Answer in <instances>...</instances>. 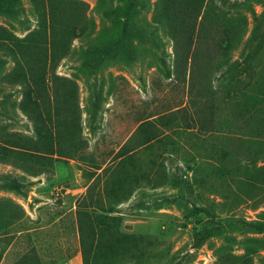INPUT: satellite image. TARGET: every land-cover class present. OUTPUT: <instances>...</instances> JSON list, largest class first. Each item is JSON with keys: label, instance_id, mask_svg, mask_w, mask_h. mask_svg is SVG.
<instances>
[{"label": "rangeland", "instance_id": "obj_1", "mask_svg": "<svg viewBox=\"0 0 264 264\" xmlns=\"http://www.w3.org/2000/svg\"><path fill=\"white\" fill-rule=\"evenodd\" d=\"M263 223L264 0H0V264H264Z\"/></svg>", "mask_w": 264, "mask_h": 264}, {"label": "trees", "instance_id": "obj_2", "mask_svg": "<svg viewBox=\"0 0 264 264\" xmlns=\"http://www.w3.org/2000/svg\"><path fill=\"white\" fill-rule=\"evenodd\" d=\"M14 1H20V0H14ZM129 1H130V8L131 9L134 8L136 0H129ZM151 33H152V35L150 38H151L152 42L158 44V41H160V35L158 34V28L157 27L153 28ZM163 62H164V64H166L165 60ZM94 109H95V111H97V107H95ZM262 226L264 228V223Z\"/></svg>", "mask_w": 264, "mask_h": 264}]
</instances>
